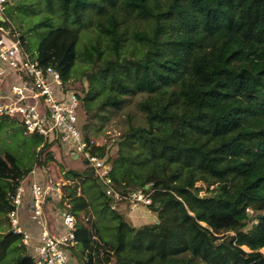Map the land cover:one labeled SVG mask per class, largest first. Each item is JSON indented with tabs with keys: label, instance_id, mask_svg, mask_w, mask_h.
I'll use <instances>...</instances> for the list:
<instances>
[{
	"label": "trees",
	"instance_id": "obj_1",
	"mask_svg": "<svg viewBox=\"0 0 264 264\" xmlns=\"http://www.w3.org/2000/svg\"><path fill=\"white\" fill-rule=\"evenodd\" d=\"M42 1L58 23L49 16L35 27L50 28L36 59L64 83L80 59L90 65L85 101L104 98L89 119L139 97L143 125L131 123L115 154L105 145L93 153L112 165L120 194L149 187L152 203L142 207L158 217L134 227L111 209L92 170L65 173L59 203L77 218L72 262L264 264V0ZM51 147L40 149L43 170ZM32 171L12 153L0 156L8 221V194ZM109 215L116 223L104 231ZM15 249L14 264H33L10 228L0 264Z\"/></svg>",
	"mask_w": 264,
	"mask_h": 264
},
{
	"label": "built area",
	"instance_id": "obj_2",
	"mask_svg": "<svg viewBox=\"0 0 264 264\" xmlns=\"http://www.w3.org/2000/svg\"><path fill=\"white\" fill-rule=\"evenodd\" d=\"M8 2L0 0V118L19 121L25 134L43 137L44 144L67 147L95 173L112 200L111 208L127 205L136 211L149 206L152 200L147 189L127 196L114 189L112 165L93 153L94 148L101 146L78 126L79 96L67 88L60 71L53 66H40L36 56L26 50L22 34L8 16ZM27 180L24 176L7 197L12 207L8 213L12 231L22 236L33 264H74L70 249L76 243V216L68 211L61 213L62 231H52L45 211L49 199L62 195L63 184L34 181L25 186ZM25 201L32 230L20 226L19 213Z\"/></svg>",
	"mask_w": 264,
	"mask_h": 264
},
{
	"label": "rangeland",
	"instance_id": "obj_3",
	"mask_svg": "<svg viewBox=\"0 0 264 264\" xmlns=\"http://www.w3.org/2000/svg\"><path fill=\"white\" fill-rule=\"evenodd\" d=\"M34 1L36 4H31ZM25 4L26 7H24ZM8 5H10V8L13 10V22L27 43L28 49L26 47V50L32 55H35L39 44L50 31L48 27H42L40 29H35V27L49 16L53 17L52 23L54 22V24H57L58 21L55 20L58 19V14L56 12H54V14L47 12L46 6L42 0H9ZM86 41L87 39L83 35L81 40L82 46ZM89 68L90 65L80 59L76 64L70 81L66 83L69 90L75 91L77 95H81L83 99V102L81 101L80 104L78 126L83 129L85 134L90 135L99 146L105 145L107 147H112V151L115 154L116 151L118 152V148H120V142H122L124 134L130 129L131 123H133L134 126L143 125L144 123V119L136 106L139 97H131L126 106L122 109L109 107L100 111L99 118L89 119L87 109L92 110L99 102H102L101 100L104 98L102 96H95L93 93L92 97L85 101V97L91 89L87 79V74L90 72ZM87 124H90L89 128L85 127ZM42 139L36 135L25 134L19 121L0 118V156H3L5 153H12L18 157L22 167L39 169L40 161L38 156L40 155L41 145L44 143V138L42 137ZM48 154L53 156L52 160L48 159ZM42 159L45 161L46 165L48 163L46 167L48 169L47 175L49 180L55 184L62 183V176L71 170L85 171L88 168L87 164L83 163L82 160L75 162L70 159V156L62 149V146H53L49 151L43 154ZM28 176L30 180H32L33 176L31 172ZM25 186H27V183ZM202 188L205 190V186ZM146 189L149 190L148 187ZM56 198V203L52 204L49 202L45 208L46 215L50 221L49 227L52 231H58L54 223L58 220L60 213L66 211V208L58 203L59 195ZM27 208L28 204L27 201H25L19 213L20 226L25 230L32 226ZM141 208L135 211L130 209L127 205H116V208L113 206L111 209H115L114 211L120 213L125 221L134 227H141L145 223L157 221L158 217L153 212L146 211V216H142L139 213V209ZM137 212L140 215L137 214ZM249 214L251 216L253 215L251 210ZM147 216H150V219L147 218ZM143 218L145 219L143 220ZM115 223V220L111 219V215H109L108 219L103 221L105 227L104 231H107L108 228L112 229ZM10 228L11 225H9L7 216L0 214V236L5 235ZM70 252H72L71 249ZM262 252H264V250ZM10 253L11 254L8 255V258L2 264H14L15 260H13V258L17 257L18 252L15 249Z\"/></svg>",
	"mask_w": 264,
	"mask_h": 264
},
{
	"label": "crops",
	"instance_id": "obj_4",
	"mask_svg": "<svg viewBox=\"0 0 264 264\" xmlns=\"http://www.w3.org/2000/svg\"><path fill=\"white\" fill-rule=\"evenodd\" d=\"M43 145V144H42ZM53 146H62V145H60V144H58V145H52V147ZM51 147V148H52ZM50 148V149H51ZM49 149V150H50ZM62 149H64L65 151H66V153L70 156V159H72V160H74L75 162L76 161H79L78 159H77V157L76 156H74V155H72L70 152H69V150H68V148L67 147H64V146H62ZM37 170H39V171H37ZM47 170L48 169H46V170H43L42 168H35V169H33V171H32V173H31V175L33 176V178H32V180H30V178H29V174H27L26 176H27V185L28 184H31V183H33L34 181L35 182H41V183H48L50 180H49V177H48V175H47ZM46 180V181H45ZM60 184H63V183H60ZM62 189H63V187H62ZM61 197V195L59 196V198ZM49 202H51L52 204L53 203H56L57 202V200L56 199H54V198H51V199H49L48 201H47V203H49ZM47 203H46V206H47ZM58 203H59V199H58ZM66 211H68V209H66ZM66 211H64V212H66ZM139 211H144V213L146 212V211H148V210H146V208H144V207H142L141 209H139ZM64 212H62V213H64ZM68 212H70V211H68ZM149 212V211H148ZM72 213V212H71ZM61 214V213H60ZM152 214V213H151ZM46 218L48 219V222H49V226H50V221H49V218L47 217V215H46ZM55 225H56V227L58 228V231L59 230H61L62 228H61V223H60V219H59V217H58V220H56L55 221V223H54ZM33 229V227L31 226V227H28L26 230H32ZM62 231V230H61Z\"/></svg>",
	"mask_w": 264,
	"mask_h": 264
}]
</instances>
